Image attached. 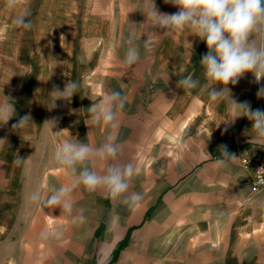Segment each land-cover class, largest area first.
Here are the masks:
<instances>
[{"label":"crops","instance_id":"crops-1","mask_svg":"<svg viewBox=\"0 0 264 264\" xmlns=\"http://www.w3.org/2000/svg\"><path fill=\"white\" fill-rule=\"evenodd\" d=\"M152 2L161 13L178 11ZM150 8V0H16L14 8L0 0V100L3 90L16 110L0 127L7 138L0 144V264H264V190L253 191L252 172L241 163L260 148L249 143L251 122L237 117L227 95L209 100L205 42L190 29L166 34ZM25 10L30 30L12 23ZM129 39L140 49L131 68L123 64ZM251 39L264 44L259 33ZM189 73L200 87L185 92L176 81ZM67 81L80 85L71 103L52 94ZM228 87L237 103L264 110L256 95L264 79L246 73ZM111 91L127 102L116 130L121 151L109 163L142 169L129 187L143 195L139 207L122 197L109 210L103 190L83 186L71 193L72 214L29 203L36 189L46 196L71 184L52 161L58 144L72 136L94 147L105 141L112 130L92 125L87 108ZM25 114L27 126L11 130ZM233 119L225 132L223 122ZM221 145L238 157L227 168L215 164ZM81 208L86 220L74 223Z\"/></svg>","mask_w":264,"mask_h":264},{"label":"clouds","instance_id":"clouds-1","mask_svg":"<svg viewBox=\"0 0 264 264\" xmlns=\"http://www.w3.org/2000/svg\"><path fill=\"white\" fill-rule=\"evenodd\" d=\"M164 2L171 4L178 11L171 14L161 13L150 0L148 17L155 22L154 26L163 29L166 34L190 29L194 36L205 42L207 52L201 57L200 64L207 80L205 87L209 100L217 101L227 95L234 108L240 112L237 117H245L251 122L253 135L249 143L254 142L264 148V110L252 109L247 101L237 103L230 98L231 90L228 87L229 84L236 85L246 73H252L256 83L264 79V44L258 47L251 39L255 33L261 34L264 39V0H164ZM6 5L14 8L16 0H6ZM30 14L25 10L16 16L12 23L30 30L32 28V21L28 19ZM127 43L129 46L124 52L123 64L131 68L140 60V49L132 45L130 39ZM176 85L188 92L200 87V81L189 73L176 81ZM79 87L78 82L67 81L62 91L54 86L52 94L56 95L57 99L71 103ZM256 95L257 98H264V87L259 88ZM2 96L0 127L7 125L16 116L15 100L10 95H4L3 90ZM126 102V95L119 91H111L98 102L91 103L87 108L90 123L103 125L112 131L99 147L91 146L73 136L58 144L52 154V161L71 177V184L59 188L52 187L46 196H42L41 190L36 189L28 194L29 203L40 208L59 207L63 212L72 214L74 203L71 193L74 188L83 186L90 193L103 190L106 197L111 200L123 197L130 208L139 207L143 195L138 192L129 193V187L130 182L142 169L132 163L123 165L109 163L117 160L121 151V146L117 143L116 130L119 128V117ZM235 119L223 122L226 125L225 132ZM30 120V114H25L11 125V130L25 128ZM5 141L7 138L0 139V144ZM220 151L221 158L215 161L217 167L227 168L230 162L238 158L229 152L227 145H221ZM22 161L23 159L18 156L14 163L19 166ZM90 164L99 165L102 171L94 170ZM259 207L264 209V202H261ZM83 212V208L79 209V215L74 217V223L85 222ZM47 235V231L41 233L44 238H47Z\"/></svg>","mask_w":264,"mask_h":264},{"label":"built area","instance_id":"built-area-1","mask_svg":"<svg viewBox=\"0 0 264 264\" xmlns=\"http://www.w3.org/2000/svg\"><path fill=\"white\" fill-rule=\"evenodd\" d=\"M241 163L252 172L253 191L264 190V148L252 149L241 158Z\"/></svg>","mask_w":264,"mask_h":264},{"label":"rangeland","instance_id":"rangeland-1","mask_svg":"<svg viewBox=\"0 0 264 264\" xmlns=\"http://www.w3.org/2000/svg\"><path fill=\"white\" fill-rule=\"evenodd\" d=\"M123 164H127V163H123ZM123 164H121V165H123ZM147 163H144V166L146 165ZM120 202L119 201H116V200H110V201H108V209L109 210H114V208H115V205L116 204H119ZM105 220L108 222V217L107 218H105ZM126 239H127V241L129 240V236H127L126 237Z\"/></svg>","mask_w":264,"mask_h":264},{"label":"trees","instance_id":"trees-1","mask_svg":"<svg viewBox=\"0 0 264 264\" xmlns=\"http://www.w3.org/2000/svg\"><path fill=\"white\" fill-rule=\"evenodd\" d=\"M126 242H127V239H124V240L122 241V243L120 244V246H118V248L116 249L115 253H116L118 250H120V249L125 245Z\"/></svg>","mask_w":264,"mask_h":264}]
</instances>
